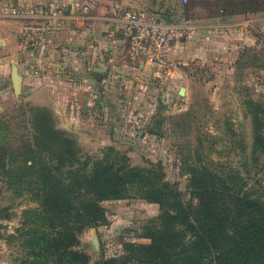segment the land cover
<instances>
[{
    "label": "rangeland",
    "instance_id": "obj_1",
    "mask_svg": "<svg viewBox=\"0 0 264 264\" xmlns=\"http://www.w3.org/2000/svg\"><path fill=\"white\" fill-rule=\"evenodd\" d=\"M143 3L136 6L155 16L169 10L175 22L210 16L219 19L222 25L209 29L212 35L225 38V54L214 61L187 65V78L170 91L159 90L152 105H131L122 115L111 117L115 127L109 134L108 123L100 125L101 131L94 134L81 130L79 113L74 110L67 112L69 123L63 127L48 107L34 105L27 97L20 101L11 95L5 97L0 110V146L7 153V171L0 169V264H22L32 258L27 232L36 224L25 211L39 210L41 201L34 197L38 182L30 185L29 178L20 180L21 174L15 172L25 164L45 163L53 171L71 169L75 173L85 161L91 165L94 160L108 157L126 168L152 169L185 205L196 203L189 169L202 166L223 178L239 175L250 193L264 196V151L253 146L252 123L255 107L264 109V0L250 5V9H259L254 13L239 12L230 6L229 11L235 9L231 16L221 10L224 7L219 0ZM27 52L23 57L32 56V51ZM69 68L67 81L79 82L75 74L78 71ZM181 88L184 94L179 93ZM165 93L169 94L163 97ZM33 107L52 112L53 128L65 132L72 141L70 155L61 148L58 134L44 150V134L34 127ZM26 177L33 175L28 173ZM67 182L76 184L73 179ZM100 205L105 220L80 232L74 230L75 240L69 249L93 264L125 255L129 244L149 243L146 232L158 224V203L130 191L125 198L103 200Z\"/></svg>",
    "mask_w": 264,
    "mask_h": 264
},
{
    "label": "trees",
    "instance_id": "obj_2",
    "mask_svg": "<svg viewBox=\"0 0 264 264\" xmlns=\"http://www.w3.org/2000/svg\"><path fill=\"white\" fill-rule=\"evenodd\" d=\"M258 1L219 0V4L224 7L222 11H227L225 15L231 16L235 9L229 11L230 6L243 13L259 11L249 8ZM163 16L170 18L172 14L167 10L157 15ZM31 111L36 132L44 134V150L58 134L61 148L70 155L72 141L65 132L53 128L52 112L44 107ZM263 117L264 109L256 106L253 146L262 151ZM6 157L0 146V169L5 171ZM45 165L25 164L15 170L21 174L20 180L29 178L30 185L38 182L34 197L41 201L39 210L25 211L36 226L27 232L32 258L22 264H92L86 256L69 249L75 240L74 230L98 226L105 220L100 202L125 198L130 191L159 204L158 224L146 232L149 243L129 244L125 255L93 264H127L134 260L137 264H264V196L250 193L239 175L223 178L206 167L190 168L196 203L185 205L152 169L126 168L108 157L91 165L85 161L75 173L71 169L53 171ZM28 173L33 178L26 177ZM68 179L76 184H68Z\"/></svg>",
    "mask_w": 264,
    "mask_h": 264
},
{
    "label": "crops",
    "instance_id": "obj_3",
    "mask_svg": "<svg viewBox=\"0 0 264 264\" xmlns=\"http://www.w3.org/2000/svg\"><path fill=\"white\" fill-rule=\"evenodd\" d=\"M28 1L0 0V110L8 95L17 101L27 97L34 105L53 110L63 127L69 123L67 112L74 110L80 129L90 134L107 123L109 134L115 127L111 117L122 115L131 105H152L159 90L170 91L187 78V65L214 61L226 52L225 38L209 29L221 26L219 19L175 22L168 17L196 30L171 45L169 55L176 65L160 75L144 58L125 51V34L114 16L117 5L139 8L136 5L144 6V0H33L62 7L67 15L59 28L49 31L40 50L23 57L28 50L19 37L21 21L8 17L6 11ZM70 66L78 71L79 82L67 81Z\"/></svg>",
    "mask_w": 264,
    "mask_h": 264
},
{
    "label": "built area",
    "instance_id": "obj_4",
    "mask_svg": "<svg viewBox=\"0 0 264 264\" xmlns=\"http://www.w3.org/2000/svg\"><path fill=\"white\" fill-rule=\"evenodd\" d=\"M6 15L22 22L19 37L24 48L37 52L49 31L59 28L67 14L62 7L28 1L8 8ZM114 16L122 26L128 51L144 58L160 75L167 74L176 65L169 55L171 45L196 30L187 23H166L161 17L131 6L117 5Z\"/></svg>",
    "mask_w": 264,
    "mask_h": 264
},
{
    "label": "water",
    "instance_id": "obj_5",
    "mask_svg": "<svg viewBox=\"0 0 264 264\" xmlns=\"http://www.w3.org/2000/svg\"><path fill=\"white\" fill-rule=\"evenodd\" d=\"M163 20L166 22V23H170V20L167 16H163ZM13 77L15 78V80L17 81V72L16 70L14 71V75ZM17 84V83H16ZM180 94H184V88H181L180 91H179ZM160 107V106H159Z\"/></svg>",
    "mask_w": 264,
    "mask_h": 264
}]
</instances>
